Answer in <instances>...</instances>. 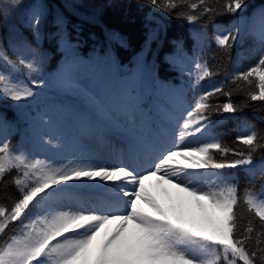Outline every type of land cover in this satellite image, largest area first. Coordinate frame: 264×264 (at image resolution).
<instances>
[{
	"label": "snow or ice",
	"instance_id": "6c2138e0",
	"mask_svg": "<svg viewBox=\"0 0 264 264\" xmlns=\"http://www.w3.org/2000/svg\"><path fill=\"white\" fill-rule=\"evenodd\" d=\"M3 2L4 16L9 5L21 4ZM144 2L188 24L232 14L236 22L213 37L225 53L247 25L239 15L246 0H216L219 7L211 0ZM40 16L37 10L29 21L37 38ZM258 18L259 31L252 34L264 45V9ZM28 52L17 46L10 56L0 48V99L27 101L45 84L42 58L30 48ZM206 57L205 52L203 59L191 62V102L133 143L131 164H54L0 141V186L6 189L11 175L19 194L10 206L0 203V264H264V192L246 187L241 194L234 182L239 170L255 178L264 133L245 126L229 145L216 136L211 123L214 114L232 116L246 106L232 101L236 90L249 101L264 102V54L246 71H235L201 91L202 82L217 75ZM221 95L226 102L213 103ZM126 131L119 126L101 129L90 115L80 137ZM41 143L52 141L41 138ZM82 190L103 195L85 205L74 195Z\"/></svg>",
	"mask_w": 264,
	"mask_h": 264
},
{
	"label": "trees",
	"instance_id": "16d2710c",
	"mask_svg": "<svg viewBox=\"0 0 264 264\" xmlns=\"http://www.w3.org/2000/svg\"><path fill=\"white\" fill-rule=\"evenodd\" d=\"M211 2L220 6L216 0ZM4 6L0 0V9ZM8 8L7 16L0 14V48L10 56L17 46L25 55L30 48L43 60L45 84L34 89L37 96L22 102L0 99V141L6 140L27 152L31 122L36 116H49L55 105L77 106L93 116L94 124L103 129L105 118L118 110L114 96L108 97L113 82L118 90L128 88L136 94V109L149 120L154 114V86L181 83L185 106L191 102L188 72L191 62L203 59L205 52L217 75L203 81L201 91L218 86L235 71H246L264 54V45L252 34L250 25L252 12L264 9V0H246L239 15L247 25L227 53L217 48L213 37L218 30L236 22L232 14L212 20L204 17L197 24H188L154 9L144 0H21L20 5ZM37 10L41 12L38 38L29 25ZM82 69L87 70V78L76 74ZM239 83L248 90L243 81ZM227 99L221 95L213 98V103ZM232 101L246 106L232 116L214 114L211 123L216 136L231 145L245 132V126L264 133V102L249 101L239 90L234 92ZM255 164L254 179L244 170L234 173L241 194L246 187L256 193L264 192V150L256 154ZM6 179L7 188L0 186V203L10 206L19 194L11 175Z\"/></svg>",
	"mask_w": 264,
	"mask_h": 264
},
{
	"label": "rangeland",
	"instance_id": "374dc122",
	"mask_svg": "<svg viewBox=\"0 0 264 264\" xmlns=\"http://www.w3.org/2000/svg\"><path fill=\"white\" fill-rule=\"evenodd\" d=\"M258 11L252 12L251 28L259 31ZM87 70L76 71L77 75L87 78ZM108 71L107 74H110ZM183 85L170 83L164 87L154 86L153 109L154 114L150 119H145L142 113L137 111L136 94L128 88L118 90V87L111 82L108 90V97L115 98L118 103L116 114L108 115L105 118V126L125 128L123 133L111 132L105 134L99 132L86 140L80 137V129L88 113L77 106L64 107L55 105L49 116H36L31 122L29 153L36 158L51 161L54 164L64 163L69 160L57 152V146L63 147L72 152L77 159H84L85 162L95 161L118 166L121 163L131 164V150H123L124 145L133 147V143L142 137H148L156 125L171 115L172 111L184 105L182 96ZM113 103V104H114ZM42 121H44L42 123ZM171 125L169 126V132ZM41 138L51 139L52 143L45 145ZM62 158V160H61ZM81 204H88L99 199L101 194H89L87 191H79L74 194Z\"/></svg>",
	"mask_w": 264,
	"mask_h": 264
},
{
	"label": "bare ground",
	"instance_id": "6f19581e",
	"mask_svg": "<svg viewBox=\"0 0 264 264\" xmlns=\"http://www.w3.org/2000/svg\"><path fill=\"white\" fill-rule=\"evenodd\" d=\"M57 152H58L59 154H62L64 157H68L69 160H82V161H84V159H77L75 155L73 156L72 152L69 153L68 150H66L65 148L60 147V146H57ZM61 160H62V158H61ZM84 162H85V161H84ZM90 162H91V163H95V164L108 165V166H109V164L102 163V162H95V161H90ZM87 193H89V194L97 193L98 195H99V194L103 195V193H101V192L98 191V190H87Z\"/></svg>",
	"mask_w": 264,
	"mask_h": 264
}]
</instances>
